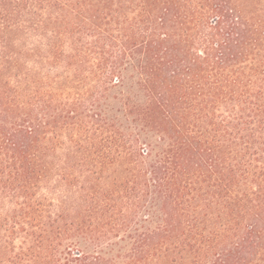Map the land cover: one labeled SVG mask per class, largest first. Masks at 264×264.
<instances>
[{"label":"trees","instance_id":"1","mask_svg":"<svg viewBox=\"0 0 264 264\" xmlns=\"http://www.w3.org/2000/svg\"><path fill=\"white\" fill-rule=\"evenodd\" d=\"M0 264H264V0H0Z\"/></svg>","mask_w":264,"mask_h":264}]
</instances>
